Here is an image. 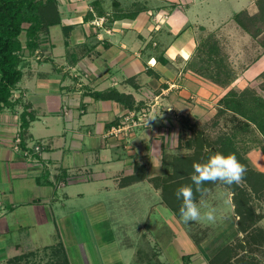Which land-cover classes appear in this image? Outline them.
<instances>
[{"label":"crops","instance_id":"obj_1","mask_svg":"<svg viewBox=\"0 0 264 264\" xmlns=\"http://www.w3.org/2000/svg\"><path fill=\"white\" fill-rule=\"evenodd\" d=\"M56 1L60 23L40 34L34 50L20 36L21 77L12 104L0 109V264H264V196H252L253 223L244 231L233 194L219 179L178 215L162 196L167 188V201L182 203L170 199L176 189L192 187L190 159L208 151L194 148L193 126L211 123L219 98L246 86L237 76L222 87L191 70L196 46L215 33L235 50L242 35L231 17L253 0H97L95 8L96 0ZM233 4L235 11L214 17ZM135 7L144 9L132 19L109 20L116 9ZM110 90L147 112L144 126L107 135L130 110L94 96ZM21 114L28 121L23 148L15 144ZM242 157L264 175L257 146ZM221 188L225 193L213 192ZM137 193L147 199L146 212L136 233L120 227L118 241L105 205L139 203ZM85 196L90 235L82 212L63 202ZM203 199L217 220L195 228L184 223ZM57 205L61 209L53 210ZM45 230L52 242L39 241ZM21 231L35 238L19 247V239L9 237ZM260 244L262 250L247 253Z\"/></svg>","mask_w":264,"mask_h":264},{"label":"trees","instance_id":"obj_2","mask_svg":"<svg viewBox=\"0 0 264 264\" xmlns=\"http://www.w3.org/2000/svg\"><path fill=\"white\" fill-rule=\"evenodd\" d=\"M98 4L97 0L92 2L94 8ZM143 9V7L129 10L116 9L110 14L109 20L132 19ZM97 12L99 16L103 14L100 13L101 11ZM90 15L91 13H88V16ZM231 19L242 32L257 41L264 53V0H255L254 11L240 10L234 13ZM59 23L60 17L56 0H0V109L12 104L10 102L11 91L21 77L19 64L22 33L25 36V46L29 50H34L37 47L40 34L47 32L50 26ZM194 59H198V66L195 65L197 61H194L192 66L190 63V69L205 79L222 87L228 86L233 81L235 74L233 75L232 69L226 63V58L221 53L219 43L213 34L206 35L198 42ZM159 61L166 63L163 59H159ZM262 90L264 92V85H262ZM94 96L114 99L127 105L130 110H139L125 102L128 99L127 96L111 90L105 93H96ZM216 105L214 117L225 115L227 117L224 122L225 126L227 121L231 123V126L230 132L217 135L212 141L207 142L204 137V148H208V151H204V183L200 182L198 186L194 184L191 192H188L189 189H187L185 193H180L179 189H176L178 196L175 199L172 197L170 200L177 202L181 200V204L173 205L167 201L168 196L165 195L167 188L162 189V196L174 213L178 215L200 196L205 190L203 188L205 184L219 179L221 184L225 185L233 194L235 211L240 219L239 225L244 231L253 223L250 204L252 196L255 198L264 196V175L248 169L242 157L243 152L252 146H257L264 154V96L248 88L241 91L230 89L219 98ZM27 125L28 121L25 115L21 114L18 135L20 138L18 146L21 148L24 145L21 138ZM249 134H252L251 139L248 137ZM202 140H198V142H202ZM211 142L218 145H211ZM238 142L241 143L240 148L236 146ZM198 144L203 145V143ZM247 144L249 146H246ZM194 148L196 147L194 146ZM196 150L202 151V148L199 147ZM219 168H223V171L220 172ZM193 170L191 173H187V175L191 174L189 180L194 178L196 182H199L201 175L195 178L192 174ZM236 178H240L242 183H237ZM243 225L249 227L244 228Z\"/></svg>","mask_w":264,"mask_h":264},{"label":"rangeland","instance_id":"obj_3","mask_svg":"<svg viewBox=\"0 0 264 264\" xmlns=\"http://www.w3.org/2000/svg\"><path fill=\"white\" fill-rule=\"evenodd\" d=\"M109 1V0H108ZM213 6V3L212 5ZM210 6V8H211ZM214 7V6H213ZM248 8V7H247ZM236 7H225L222 9H218L215 14L214 17L216 19H221L224 16H226V12L231 13L233 10L235 11ZM255 10V0L252 1V4L250 6V9L248 11H254ZM229 22V21H228ZM232 25H234L235 27H237V25L235 24V22L232 20ZM238 29V32H240V34L242 35V37L240 36L239 38H236V42L238 43V47H236V49H230L225 45V41L227 40L224 36L223 39L221 37L216 36V34L214 33L213 36L215 37V39H217L219 46L221 48V53L225 56L226 58V63L230 66V68L232 69V73L235 78L239 77V80L241 82V80H244V82L246 83L244 88H239V89H235L236 91H241L245 88L248 89H252L254 90L256 93L261 94L264 96V92L262 90V85H264V53L261 51V48L259 47V45L257 44V41L255 39H252L248 34L244 33L241 31V29ZM228 35V34H227ZM236 35V34H235ZM21 38L23 39V35L21 36ZM230 39V38H228ZM21 53V52H20ZM194 61L196 62L195 65L198 66V59H194ZM246 70H248L249 72H246ZM238 74V75H237ZM238 76V77H237ZM233 79V80H234ZM239 82V81H238ZM237 86V83H236ZM238 87V86H237ZM206 105V104H204ZM214 105V104H212ZM140 109V108H139ZM141 110V109H140ZM143 110V109H142ZM146 113V118L145 121L147 122L148 119V115L147 112ZM227 119V117L225 115H221V116H215L214 120L211 123H205L203 126H199V125H194L192 128V132L194 134V141L193 145L196 148H202V150H204V137H206L205 139L207 140V142L212 141L213 139H215V137H217V135H223V133L225 132H230L229 128L231 126V123L227 121V125L225 126L224 122ZM144 126V125H143ZM249 139L252 138V134L248 135ZM254 138V137H253ZM202 142H198V140ZM255 140V139H254ZM198 143H203V145H200ZM211 145H215L217 146L218 144L215 142H211ZM250 145V143H248ZM246 146H249V145ZM237 147H241V143L238 142ZM243 147V145H242ZM195 148V149H196ZM190 163H191V169L193 170L192 174L193 176L196 177H200V181L196 182L194 180V178H191L190 181H192V187H190L188 192H191V190H193L194 184H196L197 186L199 185L200 182L204 183V152L203 155L201 156L200 154H197L196 156H192L190 159ZM200 174H199V172ZM198 174V175H196ZM240 178H236L237 183L239 182ZM242 183V182H240ZM59 192V191H58ZM214 193H218L220 192L225 193L224 189H218L216 191H213ZM134 197H139L140 201L139 203H126L125 205H105V208L109 214V216H111L113 218V220L115 221L114 224H112L114 226V230H117V232L120 230L121 226H125L126 230L130 231L131 233H136L135 231L137 230L138 226L137 224L139 223L140 219L142 218V213H144V211L146 212V202L145 198H142V194L141 193H137V195H135ZM131 198V196L129 197ZM89 199V197L85 196L83 199H79V198H72L71 201L67 202V201H63L64 203H66L69 207V210L77 209L80 212H82V217H83V222L81 223V225L85 226V229L87 230V232L89 233V228L87 225V222L85 221V216H84V211L82 210L86 205H89V201H87ZM65 208V207H64ZM60 210L61 209V205H57L53 208V210ZM66 209V208H65ZM164 209V208H162ZM68 210L66 209V212ZM166 213H168L167 210H163ZM190 220L188 221H184V223H186L188 225V223L190 222L191 225L195 228V226H197V222L200 221H212L214 220V222L217 220L215 219V211L214 209H212V207H208L206 205H204V199L199 203L194 205L192 208L189 209V211L183 216L185 219L186 217L189 218ZM187 220V218L185 219ZM194 221V222H191ZM196 221V222H195ZM216 224V223H215ZM263 226V223L261 224ZM191 226V227H192ZM192 227V228H193ZM196 230V229H194ZM197 232V230H196ZM47 231L45 230L42 233V237L39 238L40 240H43V242H52V240H54V237L52 235H47L46 236ZM116 233V231H115ZM117 234L118 236V241L121 240L120 238V233ZM48 234V233H47ZM16 235V236H15ZM90 235V233H89ZM11 241H14L15 239H19V247L24 246L30 242H32L34 240L35 237H30L26 231H21V232H17L14 233V236H10L9 237ZM122 241V240H121ZM127 241V239H126ZM2 244V243H1ZM124 244V243H123ZM263 244H260L256 247H251L250 249H246L247 253H254V252H259L260 250H262ZM253 249H255L253 251ZM249 250H252L249 252ZM258 254V253H257ZM246 255V254H244Z\"/></svg>","mask_w":264,"mask_h":264},{"label":"built area","instance_id":"obj_4","mask_svg":"<svg viewBox=\"0 0 264 264\" xmlns=\"http://www.w3.org/2000/svg\"><path fill=\"white\" fill-rule=\"evenodd\" d=\"M144 110H128L122 114L117 123L111 125L107 131L108 136L120 137L125 136L133 129L143 126L146 121ZM19 143V138H15V144ZM35 150H38L36 147Z\"/></svg>","mask_w":264,"mask_h":264}]
</instances>
